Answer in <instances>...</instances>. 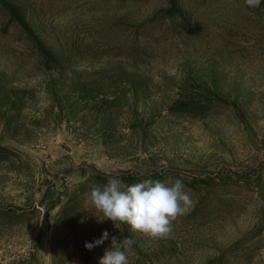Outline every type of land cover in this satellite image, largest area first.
<instances>
[{"label": "rangeland", "instance_id": "obj_1", "mask_svg": "<svg viewBox=\"0 0 264 264\" xmlns=\"http://www.w3.org/2000/svg\"><path fill=\"white\" fill-rule=\"evenodd\" d=\"M9 1L42 44L67 59L62 78L78 73L95 100L55 115L45 83L61 79L43 70L31 41L0 10V81L27 89L21 115L39 124L27 140L0 129V144L15 151L0 162V209L25 213L17 223L0 220V264H99L112 235L134 241L130 264H219L222 253V264H238L242 252L250 257L239 264H264V4L179 0L189 20L183 25L151 20L166 0ZM118 67L142 79L134 98L123 90L130 82ZM182 79L213 83L204 116L168 114L167 105L187 91ZM95 172L140 177L132 183L181 179L193 207L201 195L189 186L193 178L228 172L232 181L215 177L206 209L192 207L173 221L168 238L153 239L100 221L86 199L95 186L75 189ZM46 188L76 195L73 212L57 227L58 206L45 211L38 204ZM104 231L109 240L85 249Z\"/></svg>", "mask_w": 264, "mask_h": 264}, {"label": "trees", "instance_id": "obj_2", "mask_svg": "<svg viewBox=\"0 0 264 264\" xmlns=\"http://www.w3.org/2000/svg\"><path fill=\"white\" fill-rule=\"evenodd\" d=\"M167 6L165 8L158 9L154 16L151 18L155 20L164 19L167 21H180L183 25H188V15L185 13L182 5L179 0H166ZM264 4V0H261V4ZM0 10L5 14L8 24H12L14 28L18 29L23 33L26 39L31 41L32 46L36 50L37 57L39 58L43 70L48 72L50 75L58 76L61 80L52 81L45 83V93L49 102L50 109H56L55 115L62 110L67 115L72 106L80 104L82 102H94L95 97L91 94L92 89L87 86L88 83L85 82L83 78L78 76V73L71 72L70 76L65 79L62 78V73L65 66V61L67 59H60L56 54L49 51L44 44H42L41 39L34 35L32 29L27 23L24 12L22 8L9 0H0ZM118 72L125 77L123 81L130 82V86L123 90L129 92L130 96H135L136 86H141L143 81L137 72H128L123 69V67H118ZM0 81V129L10 138L21 137L22 140H27V136L32 132L33 128L39 127L38 120L35 117H29L25 119L21 115V111L24 108V102L31 98L28 96L27 89L8 86L7 83ZM181 83H185L183 87H186V93L178 94L179 97L173 99L166 109L168 114H189L192 117H202L205 115L207 110V96L214 95L215 91L212 89L211 84H206L205 81H191L186 82L185 79L181 80ZM180 86V88H183ZM194 90V91H190ZM195 92V93H190ZM96 96V95H95ZM125 93H123V98ZM70 98V103L67 106L64 105L65 100ZM106 102L105 113L109 116L110 108L112 105H115L118 98L116 96L111 97ZM125 100V98L123 99ZM135 100V99H134ZM133 104L134 101L132 100ZM15 154L14 149L7 145L0 144V162L9 160L11 156ZM126 184L132 183L139 180V176L130 175L127 172H119L116 174ZM218 178L217 183H224L227 181H232V175L228 172H223L215 176H206L205 178H193L190 181L189 186L192 188L200 189V194L198 200L196 201L192 211L196 212L198 210H205L207 207V198L209 196L212 187L216 186L214 178ZM236 177H238L236 175ZM107 176L102 173L95 172L91 177H87L82 181L76 183L75 189L78 193H81L84 190L86 183L94 186H103L107 183ZM199 192V191H198ZM62 195V197H60ZM76 198L75 192L68 194L67 191H64L62 194H55L49 189H44L41 193L38 204L45 207V211L53 209L58 206L56 217L53 220L54 227H57L63 222H67V218L73 212L74 200ZM25 213H19L11 211L9 208L0 209V220H5L7 222L15 221L16 223L22 219V216ZM48 224H45V228ZM60 226V225H59ZM253 238V237H252ZM257 241H255L256 243ZM239 243V242H238ZM258 242L254 245L257 248ZM237 250V249H236ZM238 251V250H237ZM241 250H239L240 252ZM87 251L84 250V255L86 256ZM224 257L222 253L216 259V262L221 263V258ZM238 260L236 263H240L243 259H248L250 254L246 252L240 253L237 256ZM215 262V261H212Z\"/></svg>", "mask_w": 264, "mask_h": 264}, {"label": "clouds", "instance_id": "obj_3", "mask_svg": "<svg viewBox=\"0 0 264 264\" xmlns=\"http://www.w3.org/2000/svg\"><path fill=\"white\" fill-rule=\"evenodd\" d=\"M245 4L257 8L261 0H245ZM88 203L103 215V220L120 222L153 239L168 238L172 223L186 215L193 207V200L181 179H143L132 184L118 177H111L103 186H95L86 194ZM110 234L104 231L99 238L85 242L87 250L104 244ZM134 241L129 237L112 235L110 246L104 249L99 264H130L129 252Z\"/></svg>", "mask_w": 264, "mask_h": 264}]
</instances>
